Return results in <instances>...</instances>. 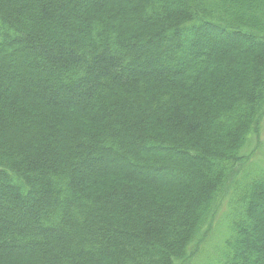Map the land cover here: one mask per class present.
<instances>
[{
  "label": "trees",
  "instance_id": "1",
  "mask_svg": "<svg viewBox=\"0 0 264 264\" xmlns=\"http://www.w3.org/2000/svg\"><path fill=\"white\" fill-rule=\"evenodd\" d=\"M263 120L264 0H0V264H264Z\"/></svg>",
  "mask_w": 264,
  "mask_h": 264
},
{
  "label": "rangeland",
  "instance_id": "2",
  "mask_svg": "<svg viewBox=\"0 0 264 264\" xmlns=\"http://www.w3.org/2000/svg\"><path fill=\"white\" fill-rule=\"evenodd\" d=\"M13 68V67H12ZM18 72L17 68H13L10 70L8 73V77L11 79L13 78L14 75H16ZM26 72V71H25ZM259 138H256L255 141L252 143V146L249 147L248 153H250L249 160L244 163V165L240 166V174L238 176L243 177L246 172H248L249 166H258V167H264V120L262 122V128L259 133ZM261 164V165H260ZM176 177L173 181H175L179 176H182V173L180 171H175L170 174V176ZM239 179V177H238ZM177 181V180H176ZM228 204V202H227ZM228 208L225 205H222L220 212H218L216 219H215V224L213 228V232L210 235L208 241L202 246V252L199 255V257L205 256L208 252H212L213 248H217L221 242L220 240L222 239L225 227H226V212ZM211 229V228H210ZM222 232V233H221ZM221 233V234H220ZM209 234V233H208ZM200 248V246H199ZM198 248V249H199ZM197 249V250H198ZM202 261V259H196V263Z\"/></svg>",
  "mask_w": 264,
  "mask_h": 264
}]
</instances>
